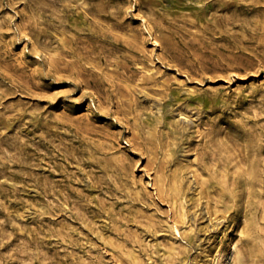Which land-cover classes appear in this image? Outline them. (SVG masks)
<instances>
[{
    "label": "rangeland",
    "instance_id": "rangeland-1",
    "mask_svg": "<svg viewBox=\"0 0 264 264\" xmlns=\"http://www.w3.org/2000/svg\"><path fill=\"white\" fill-rule=\"evenodd\" d=\"M236 248L264 264V0H0V264Z\"/></svg>",
    "mask_w": 264,
    "mask_h": 264
},
{
    "label": "bare ground",
    "instance_id": "bare-ground-1",
    "mask_svg": "<svg viewBox=\"0 0 264 264\" xmlns=\"http://www.w3.org/2000/svg\"><path fill=\"white\" fill-rule=\"evenodd\" d=\"M179 190L178 189H175L174 190V193L177 194L179 193L178 192ZM179 216L184 218L185 217V214L183 213V211H180L179 213ZM244 251V250H243ZM241 251L239 248H236L233 252V258L232 259H235L237 264H245V260H246V256H245V253ZM247 252V251H246ZM251 252V250H250ZM247 254V253H246ZM251 254V253H250ZM248 255V254H247ZM232 261V260H231ZM247 263V261H246Z\"/></svg>",
    "mask_w": 264,
    "mask_h": 264
}]
</instances>
